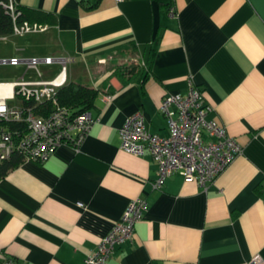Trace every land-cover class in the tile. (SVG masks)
Returning a JSON list of instances; mask_svg holds the SVG:
<instances>
[{
  "label": "crops",
  "instance_id": "1",
  "mask_svg": "<svg viewBox=\"0 0 264 264\" xmlns=\"http://www.w3.org/2000/svg\"><path fill=\"white\" fill-rule=\"evenodd\" d=\"M13 1L53 21L0 36L5 58L53 62L39 63L40 75L10 65L18 74L0 83L48 81L64 68L65 82L97 95L78 150L59 146L44 163L22 160L0 179V259L82 264L136 198L146 210L133 239L106 264L264 258V0H100L89 11L79 0ZM190 83L241 151L205 187L173 173L156 189V163L120 150L119 129L139 113L147 132L168 136L159 105Z\"/></svg>",
  "mask_w": 264,
  "mask_h": 264
},
{
  "label": "built area",
  "instance_id": "2",
  "mask_svg": "<svg viewBox=\"0 0 264 264\" xmlns=\"http://www.w3.org/2000/svg\"><path fill=\"white\" fill-rule=\"evenodd\" d=\"M2 7L11 18L13 34L45 29L35 23L18 22L19 11L15 1L3 0ZM168 15L175 17V10L169 9ZM52 62L51 57L0 61L12 66L23 63L38 75L39 63ZM63 72L64 68L48 81L20 78L7 84L0 83V162L17 151L24 160L42 164L59 146L67 145L78 150L83 144L94 118L87 111L73 114L67 108L56 105L57 91L66 83ZM105 99L109 97L105 96ZM28 102H49L52 107L48 111L37 112ZM159 106L167 120L168 136L160 137L147 132L139 113L125 119L119 129L120 150L132 156L147 153L156 163L154 188L159 189L163 179L173 173H179L184 179L196 181L205 187L240 153V146L226 130L207 118L211 107L205 104L203 92L194 84H189L185 94L165 96ZM145 204L142 198L131 200L120 219L97 243L95 251L85 256L82 264H106L116 246L132 241L134 226L142 218ZM0 260V264H18L11 257ZM248 264H264V258L254 254Z\"/></svg>",
  "mask_w": 264,
  "mask_h": 264
},
{
  "label": "trees",
  "instance_id": "3",
  "mask_svg": "<svg viewBox=\"0 0 264 264\" xmlns=\"http://www.w3.org/2000/svg\"><path fill=\"white\" fill-rule=\"evenodd\" d=\"M83 5V1L87 4L83 5L86 10L95 9L98 2L100 0H79ZM3 0H0V36H6L11 34L12 32V23L11 18L8 14H6L5 10L2 7ZM18 9V17L17 21H28V23H33V21H37L43 23L48 22L52 23L53 19L50 15L33 11L31 9L22 8L17 5ZM132 69V68H131ZM121 74H127L129 70L127 68L119 69ZM131 72V71H130ZM129 72V73H130ZM97 91L91 87L86 85L76 83V82H66L61 86L56 95V105L65 107L70 110L73 114H80L82 112H88L92 106H94V100L96 98ZM28 105H32L37 112H41L42 110L48 111L51 106L49 102L37 103L33 104V102H28ZM24 160V157L21 153L15 151L12 153L10 158L3 160L0 162V179L3 178L6 173H8L11 169L16 167L19 163Z\"/></svg>",
  "mask_w": 264,
  "mask_h": 264
},
{
  "label": "rangeland",
  "instance_id": "4",
  "mask_svg": "<svg viewBox=\"0 0 264 264\" xmlns=\"http://www.w3.org/2000/svg\"><path fill=\"white\" fill-rule=\"evenodd\" d=\"M9 44L7 41H1L0 40V60L5 59V61L8 58H5V52L8 48ZM18 74L17 68L10 67L9 64H2L0 63V82L2 81H12L13 75Z\"/></svg>",
  "mask_w": 264,
  "mask_h": 264
}]
</instances>
